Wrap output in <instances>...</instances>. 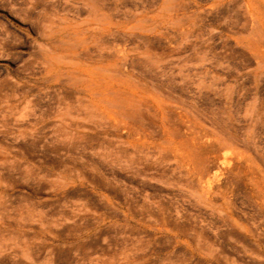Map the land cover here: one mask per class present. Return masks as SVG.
<instances>
[{
	"label": "rangeland",
	"instance_id": "1",
	"mask_svg": "<svg viewBox=\"0 0 264 264\" xmlns=\"http://www.w3.org/2000/svg\"><path fill=\"white\" fill-rule=\"evenodd\" d=\"M0 264H264V0H0Z\"/></svg>",
	"mask_w": 264,
	"mask_h": 264
}]
</instances>
